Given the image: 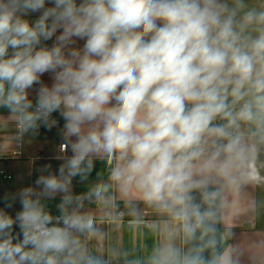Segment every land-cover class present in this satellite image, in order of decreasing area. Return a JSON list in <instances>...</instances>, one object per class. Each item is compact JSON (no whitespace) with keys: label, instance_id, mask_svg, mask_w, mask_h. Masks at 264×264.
Returning a JSON list of instances; mask_svg holds the SVG:
<instances>
[{"label":"clouds","instance_id":"clouds-1","mask_svg":"<svg viewBox=\"0 0 264 264\" xmlns=\"http://www.w3.org/2000/svg\"><path fill=\"white\" fill-rule=\"evenodd\" d=\"M0 109L20 142L58 114L71 153L0 195V264H106L86 205L117 220L116 194L130 224L134 200L166 218L125 264H236L216 224L225 194L264 182V3L0 0ZM96 159L110 183L75 192Z\"/></svg>","mask_w":264,"mask_h":264},{"label":"crops","instance_id":"crops-1","mask_svg":"<svg viewBox=\"0 0 264 264\" xmlns=\"http://www.w3.org/2000/svg\"><path fill=\"white\" fill-rule=\"evenodd\" d=\"M247 3L259 6L264 0H247ZM43 79L50 82L47 75ZM54 118L58 120L57 126L50 130L42 126L38 134H24L20 142L16 121L10 118L6 109H0V166L8 168L14 175L10 180L0 177V195L5 191H15L34 184L40 174L38 169L44 165H51L53 171H58L63 157L71 154L70 151L61 150L60 129L63 120L58 114H54ZM18 152L20 157H15L14 154ZM108 175L106 163L102 159H96L94 170L86 182L79 183V177L73 180L74 191L82 193L92 185H108ZM261 175L264 176V169L261 170ZM263 183L245 185L236 195L225 194L220 207L216 228L218 235H226V240L218 246V250L230 251L236 264H264ZM55 203L58 200L52 202L53 211ZM115 203L117 207L113 211L124 215L114 221L103 219L98 205H86L87 210L97 218V227L101 232L100 236L89 240L88 251L103 258L106 264H125V258H147L154 245L161 240V236L154 231V226L163 224L166 218L157 215L139 200H134L133 205L143 222L133 225L129 222L134 216L130 214L131 209L125 199L116 194ZM16 207L18 209L19 206ZM113 250H117L119 255L114 254Z\"/></svg>","mask_w":264,"mask_h":264},{"label":"built area","instance_id":"built-area-1","mask_svg":"<svg viewBox=\"0 0 264 264\" xmlns=\"http://www.w3.org/2000/svg\"><path fill=\"white\" fill-rule=\"evenodd\" d=\"M20 155V152L14 154L15 157H20ZM0 177L4 180H10L14 177V175L8 168L0 166Z\"/></svg>","mask_w":264,"mask_h":264},{"label":"water","instance_id":"water-1","mask_svg":"<svg viewBox=\"0 0 264 264\" xmlns=\"http://www.w3.org/2000/svg\"><path fill=\"white\" fill-rule=\"evenodd\" d=\"M222 235L224 236V240H226V235H225L224 233H223ZM223 242H224V241H223Z\"/></svg>","mask_w":264,"mask_h":264},{"label":"rangeland","instance_id":"rangeland-1","mask_svg":"<svg viewBox=\"0 0 264 264\" xmlns=\"http://www.w3.org/2000/svg\"><path fill=\"white\" fill-rule=\"evenodd\" d=\"M263 185H264V183H263Z\"/></svg>","mask_w":264,"mask_h":264}]
</instances>
